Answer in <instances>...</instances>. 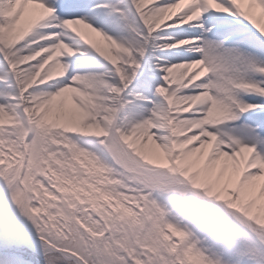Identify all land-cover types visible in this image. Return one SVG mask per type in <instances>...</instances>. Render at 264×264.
Here are the masks:
<instances>
[{
  "label": "snow or ice",
  "instance_id": "6c2138e0",
  "mask_svg": "<svg viewBox=\"0 0 264 264\" xmlns=\"http://www.w3.org/2000/svg\"><path fill=\"white\" fill-rule=\"evenodd\" d=\"M0 264H264V0H0Z\"/></svg>",
  "mask_w": 264,
  "mask_h": 264
}]
</instances>
